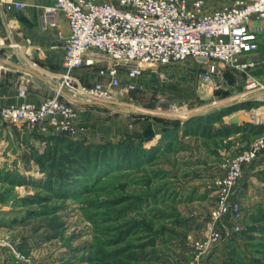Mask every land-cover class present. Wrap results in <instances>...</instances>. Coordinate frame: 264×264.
<instances>
[{
	"label": "rangeland",
	"instance_id": "rangeland-1",
	"mask_svg": "<svg viewBox=\"0 0 264 264\" xmlns=\"http://www.w3.org/2000/svg\"><path fill=\"white\" fill-rule=\"evenodd\" d=\"M231 1L205 4L217 7ZM206 67L187 59L147 68L132 81L134 90L123 92L126 82L120 83L123 97H118L123 100L108 104L111 109L93 106L97 114L88 127H98V132L104 127L94 144L157 133L158 140L144 147H160L169 123L149 124L147 116L180 122L190 134L180 131L144 164L115 162L95 173L78 168L77 152L63 151L58 141L60 136L74 137L75 120L71 135L0 123V129L37 133L31 142L20 141L21 146L19 141L5 145L0 135V264H190L191 244L204 238L216 207L213 183L229 160L264 138V133L248 130L226 133L221 126L225 117L218 124L206 119L231 96L243 95L247 81L243 72L218 67L221 73L211 89L201 80ZM171 69V74L165 72ZM97 73L82 71L83 84L97 81ZM245 92L255 93L264 104V91L256 87ZM118 128L126 131L111 139ZM6 153L12 154L9 161ZM253 163L242 168L236 194L242 230L232 233L229 225L219 226L220 241L202 256L201 264H264V190L254 183L245 194L244 174Z\"/></svg>",
	"mask_w": 264,
	"mask_h": 264
},
{
	"label": "built area",
	"instance_id": "built-area-1",
	"mask_svg": "<svg viewBox=\"0 0 264 264\" xmlns=\"http://www.w3.org/2000/svg\"><path fill=\"white\" fill-rule=\"evenodd\" d=\"M43 8V25L65 17L70 35L64 43L63 73L53 94L41 104L26 101L16 106L0 103V122L9 126L27 125L41 133L71 135L81 104L105 106L116 100L124 72L128 83L124 92L134 90L133 80L147 68L195 59L207 67L202 82L216 88L222 69H234L247 76L246 90L264 91V81L250 75L257 64V32L264 31V0H234L231 5L209 7L204 0H51ZM17 8L23 5L14 4ZM259 22L257 28L252 22ZM258 29V30H257ZM106 64L97 75L105 82L79 85L74 71L82 67ZM219 70V71H218ZM27 84H18V95L25 98ZM260 102V98H256ZM261 104V103H260ZM243 115L245 123L264 125V104ZM241 122V123H242ZM264 152V138L247 152L229 160L213 186L216 207L202 240L193 242L190 264H201L203 255L220 241L219 226L240 232L242 208L236 194L241 170Z\"/></svg>",
	"mask_w": 264,
	"mask_h": 264
},
{
	"label": "crops",
	"instance_id": "crops-1",
	"mask_svg": "<svg viewBox=\"0 0 264 264\" xmlns=\"http://www.w3.org/2000/svg\"><path fill=\"white\" fill-rule=\"evenodd\" d=\"M204 1L205 3L209 2L207 0ZM14 4H20L23 7L17 8ZM51 4V0H0V103L3 106H16L24 101L33 105L41 104L53 94L55 83L63 73L64 43L70 35V28L67 20L61 14L55 16L53 24L43 25V8ZM259 26V22L254 21L251 23V27L257 28ZM257 40L258 49L256 56L258 60L255 67L250 71V75L256 80L264 81V31L258 30ZM229 70L237 71L234 69ZM82 71L84 70L74 71V77L79 85H84L85 76ZM165 72L171 74L172 69L165 70ZM96 79L97 81L95 80L93 83L107 81V78H102L98 75ZM118 79L120 83L122 82V85L126 82L125 86L129 82L124 72L119 73ZM21 82L26 83L28 87L24 99H21L18 95V84ZM93 83L91 82V84ZM245 83L247 84L246 80ZM245 91H247L246 85L243 95L239 98L236 95L231 96L228 101L223 103L225 104L224 108L239 104L242 106L240 110L224 118L225 124H229V119L237 113H244L261 105L253 97L255 93ZM120 96L123 97L121 93ZM121 97L114 100L111 106L118 103L119 100H123ZM93 106H96V104H81L75 107L77 108L76 132L74 137H72L73 140L87 141V143L94 144L99 142L104 135L103 125H100V132H98L97 125H95L97 127L95 130L88 127L94 124L92 119L97 114ZM105 106L111 109L108 105ZM96 107L103 106L97 105ZM255 127H263L264 130V125ZM125 131L126 128L122 132L119 131V128L112 130L113 133H110L111 139L118 138ZM36 134L18 128L0 129V135L6 141L5 145L13 141L16 143L19 141L17 144L21 146L22 142L20 141L29 139L28 142H31L33 141L31 138ZM158 138V134L155 133L147 144L155 143ZM9 155L12 154L6 153L4 159ZM7 160L9 161V159ZM244 181L247 184L245 188L246 197L249 187L254 183L264 190V156L257 158L246 169ZM262 196L264 198V193Z\"/></svg>",
	"mask_w": 264,
	"mask_h": 264
},
{
	"label": "trees",
	"instance_id": "trees-1",
	"mask_svg": "<svg viewBox=\"0 0 264 264\" xmlns=\"http://www.w3.org/2000/svg\"><path fill=\"white\" fill-rule=\"evenodd\" d=\"M104 66L95 65L92 67H82L79 70H90V69H99L103 68ZM241 105H234L228 108H222L216 113L208 116L206 119L209 122H214V124H218V122L223 117L229 116L233 112H236L241 109ZM149 124H161L164 123L169 125L164 128L161 133V145L160 147H151L150 149H146L144 146L147 142H149L154 134L145 136L144 138L135 136H128L126 140H121L118 143H98V144H91L85 141H78L73 140L71 138H67L65 136L59 137V143H62L63 151H67L68 153L77 152L79 157L78 162L76 163L78 168H82L84 170H91L94 169V173L98 170H103L105 167H109L111 164L116 162L117 166L122 164H129L135 165V162H140V164H144L147 161H151V156L154 155L159 149L160 151L163 150L164 145L162 144H170L169 142L176 138L178 133L181 131L184 136H190L189 133L186 131L183 132L180 122L164 120L158 117H150L147 116ZM193 122V119L189 120L188 122H183V127L187 126V124ZM148 124V123H147ZM221 126L226 133H230V135L240 134L241 131H250L256 132V134L263 133V127H251V126H242V125H230L222 123ZM174 134V135H173ZM63 135V134H62ZM147 135V134H146ZM136 142H134V140ZM57 140V139H55ZM165 145V146H167ZM126 147V148H124ZM131 148V150H130ZM105 168V169H107ZM75 171V169H73ZM76 173V171H75ZM95 175V174H93Z\"/></svg>",
	"mask_w": 264,
	"mask_h": 264
},
{
	"label": "water",
	"instance_id": "water-1",
	"mask_svg": "<svg viewBox=\"0 0 264 264\" xmlns=\"http://www.w3.org/2000/svg\"><path fill=\"white\" fill-rule=\"evenodd\" d=\"M242 121H243V115L238 113L229 119V124L236 125L238 123H241Z\"/></svg>",
	"mask_w": 264,
	"mask_h": 264
},
{
	"label": "bare ground",
	"instance_id": "bare-ground-1",
	"mask_svg": "<svg viewBox=\"0 0 264 264\" xmlns=\"http://www.w3.org/2000/svg\"><path fill=\"white\" fill-rule=\"evenodd\" d=\"M247 97V96H246ZM184 119V118H183Z\"/></svg>",
	"mask_w": 264,
	"mask_h": 264
}]
</instances>
